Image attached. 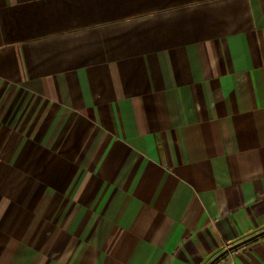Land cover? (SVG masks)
<instances>
[{
  "label": "crops",
  "instance_id": "crops-1",
  "mask_svg": "<svg viewBox=\"0 0 264 264\" xmlns=\"http://www.w3.org/2000/svg\"><path fill=\"white\" fill-rule=\"evenodd\" d=\"M263 230L264 0H0V264H209Z\"/></svg>",
  "mask_w": 264,
  "mask_h": 264
},
{
  "label": "water",
  "instance_id": "water-1",
  "mask_svg": "<svg viewBox=\"0 0 264 264\" xmlns=\"http://www.w3.org/2000/svg\"><path fill=\"white\" fill-rule=\"evenodd\" d=\"M264 235V230L243 240V241H240L239 243H236L232 246H230L229 248H227L226 250H224L223 252H221L220 254H218L209 264H215L221 257H223L226 253H228L229 251H232V250H235L241 246H244L246 244H248L249 242L261 237Z\"/></svg>",
  "mask_w": 264,
  "mask_h": 264
}]
</instances>
